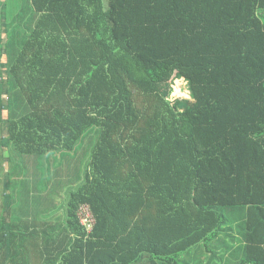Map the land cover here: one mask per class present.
<instances>
[{
	"label": "trees",
	"instance_id": "16d2710c",
	"mask_svg": "<svg viewBox=\"0 0 264 264\" xmlns=\"http://www.w3.org/2000/svg\"><path fill=\"white\" fill-rule=\"evenodd\" d=\"M17 17L27 31L0 46V152L56 174L51 153L66 163L96 140L57 222L0 158V264H214L239 207V264H264V0H24ZM175 78L188 98L162 91ZM198 246L205 263L185 257Z\"/></svg>",
	"mask_w": 264,
	"mask_h": 264
},
{
	"label": "rangeland",
	"instance_id": "374dc122",
	"mask_svg": "<svg viewBox=\"0 0 264 264\" xmlns=\"http://www.w3.org/2000/svg\"><path fill=\"white\" fill-rule=\"evenodd\" d=\"M24 0H0V46L4 43L5 35L11 30L14 29L17 32L21 31H27L24 30L26 28L24 22H19L18 20V14L20 11V7L23 5ZM27 12V10H26ZM29 14V13H27ZM6 24V25H5ZM28 26V25H27ZM23 28V29H22ZM6 29V32H5ZM6 33V34H4ZM162 91L166 94V97L173 101L176 98H188L189 97V91L187 89V83L183 78H175L170 84L165 85L162 87ZM5 128H2L1 135L4 136L5 134ZM96 140V128L88 130L83 137L79 140V142L76 144L75 149L72 152H68V158L67 162L64 163V161H61L57 154L51 153V159L50 164L53 165L57 164L58 166L61 164V167L57 169L58 171L56 174L54 171L47 174L40 173V170L47 169L48 162L44 159L40 158L39 160H36L39 165H36L35 158L36 156L31 155H15L13 152L10 155L12 156V159L10 161L8 160V151L5 153L0 152V158L2 160V165L4 166V170L1 172L3 176L8 175L7 167H14L13 173L15 174L12 179H22L25 181L26 184H29L27 189H29L32 198L36 197L35 203L42 200L46 196V199L50 200L51 196L59 195L58 200L55 202L58 206L62 205L64 207V201L67 198V193L74 189L77 185H79L83 181L84 172L87 167V162L90 158V152L91 148L94 145ZM1 165V164H0ZM37 166L36 169L33 168L34 166ZM54 168V166H53ZM56 169V168H55ZM60 172V173H59ZM19 173V176H16V174ZM49 177V181L47 183L48 187L51 183L54 182V180H59V187L60 190L58 191L57 188H54L51 190V194L47 190H43L45 181V176ZM42 180V183H41ZM46 180V179H45ZM62 185V186H61ZM1 188L4 189V194H7V178L3 179V183H1V175H0V192ZM49 187L48 189H50ZM57 198L53 199L56 200ZM44 202V201H43ZM32 205V204H31ZM41 205L38 204L32 210H35L34 214L39 213ZM246 211V207H239L235 209H225L223 212L226 215L228 221L226 224L223 225V230L218 233L217 236H221L222 241L226 243L228 240L227 236H236V233H238L241 225V222L243 219V213ZM58 212L60 215H62V209L58 208ZM233 222V223H232ZM231 232L233 235H227V233ZM211 243V242H210ZM208 243L207 245H210ZM213 248L217 253L218 251L221 253L222 248L218 249L214 246ZM206 255L195 257L196 259H199L203 262H205V258L208 257V252L205 251ZM206 256V257H205ZM225 258L217 261L214 264H224ZM142 264H144V261H141Z\"/></svg>",
	"mask_w": 264,
	"mask_h": 264
},
{
	"label": "crops",
	"instance_id": "0c3cea01",
	"mask_svg": "<svg viewBox=\"0 0 264 264\" xmlns=\"http://www.w3.org/2000/svg\"><path fill=\"white\" fill-rule=\"evenodd\" d=\"M58 206L57 204H53V203H46L43 202L40 208L39 213H41V210L46 211V213L44 215H46L45 217H47L48 220H52L57 222L60 218L61 215L58 214ZM36 210V208H34ZM55 209L54 211V215L51 214V210ZM60 209V208H59ZM34 215V214H33ZM40 214H36L35 216H38ZM51 216H53L51 218ZM228 240L226 241V243H224L222 241L221 236H217L214 240H213V245L216 248H222L221 253L218 251V253L216 252V255L221 256V259L225 258V263L224 264H239V262H241V260L244 259L245 256V252L243 250V244H244V234L242 231H238V233H236V236H227ZM260 237V236H259ZM212 245V244H211ZM207 249L205 248H201L200 246L196 247V248H192L190 249L187 253H185V257H200L205 254V251ZM251 256V255H250ZM206 257V256H205ZM193 260V258H192ZM191 263H194V261H190ZM205 263V262H203Z\"/></svg>",
	"mask_w": 264,
	"mask_h": 264
},
{
	"label": "built area",
	"instance_id": "2783aa9c",
	"mask_svg": "<svg viewBox=\"0 0 264 264\" xmlns=\"http://www.w3.org/2000/svg\"><path fill=\"white\" fill-rule=\"evenodd\" d=\"M79 217H80V221L81 223L85 224L87 226L88 229L91 228L92 224H93V216L91 215L88 207L86 205L84 206H80L79 208Z\"/></svg>",
	"mask_w": 264,
	"mask_h": 264
}]
</instances>
